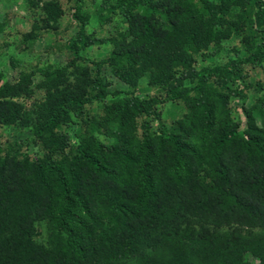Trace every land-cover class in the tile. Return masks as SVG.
<instances>
[{
    "label": "trees",
    "instance_id": "trees-1",
    "mask_svg": "<svg viewBox=\"0 0 264 264\" xmlns=\"http://www.w3.org/2000/svg\"><path fill=\"white\" fill-rule=\"evenodd\" d=\"M116 2L126 27L99 62L84 56L95 40L81 1L70 4L71 58L42 71V101L26 106L34 87L0 72V128L19 133L0 131V264H264V90L244 70L264 68V0ZM35 6L41 29L24 47L64 14L59 0ZM106 67L159 98H119ZM245 88L262 96L234 106L241 125L228 103ZM104 98L102 116L82 119L101 139L71 141L62 128ZM172 100L185 112L166 129L156 108ZM139 116L151 121L140 138Z\"/></svg>",
    "mask_w": 264,
    "mask_h": 264
},
{
    "label": "rangeland",
    "instance_id": "rangeland-1",
    "mask_svg": "<svg viewBox=\"0 0 264 264\" xmlns=\"http://www.w3.org/2000/svg\"><path fill=\"white\" fill-rule=\"evenodd\" d=\"M42 1V0H41ZM41 1L36 0H0V72L2 73L7 83L13 84L16 82H23L25 84H31L34 87V92L25 98H19L18 100L25 103L28 106L31 102L42 101L43 87L42 83V71L45 68H56L69 62L71 58V52L68 48V37L75 30V23L70 19L69 6L73 3V0H59L61 8L64 10V14L58 21L57 32L55 31H41L40 36L34 41L30 42V46L24 47L25 43L21 42V35L27 31L34 29H41L40 23L34 24L37 19L40 9L36 5H40ZM81 8L88 16L87 32L91 38H94L95 42L88 45L84 56L87 59L93 61H102L106 57L111 44L109 37H117L119 33L123 32L126 27L124 23V17L116 0H80ZM70 23V26H69ZM39 27V28H38ZM65 28V29H64ZM73 35V34H72ZM29 43V42H28ZM87 59L80 61V65H88L91 68L92 65L88 64ZM210 60H207L203 65H209ZM200 66V64H199ZM244 66V65H243ZM250 64L245 66L247 79L254 81L261 85V91L264 90V68L250 67ZM69 69V68H68ZM92 69V68H91ZM89 69V70H91ZM107 76L108 89L120 90L119 98L123 96H136L139 98L158 97L161 93V89L156 85H151L146 82L145 78L139 80L135 85L123 84V80H119L116 76L110 75L109 68H104ZM112 74V73H111ZM74 73H67V79L72 80ZM187 78V77H186ZM42 81L40 82V80ZM183 85H188L186 82H182ZM40 86L37 88V86ZM35 87L37 89H35ZM42 88V89H41ZM242 90V89H241ZM261 91L256 92L251 88H245L239 94H232L229 97L230 116L233 118L238 115L241 120V125L244 124V118L242 110L235 109L237 105L247 107L253 104L254 98L262 96ZM163 96V95H162ZM159 98V97H158ZM108 98L102 100H92L90 104L84 107L83 116L80 115L77 125L64 126L62 131L68 133L71 141H76V135L83 137L84 139L89 135H95L101 139V135L97 134V130L91 128L90 123H83L82 119L87 117L102 116V109L105 103H108ZM156 111L159 113V121L164 124L166 129H170L171 122L181 117V114L185 112L184 105L180 100L163 101L158 104ZM86 113V114H85ZM149 123L150 117L148 119ZM146 116H139L134 119V126L132 134L134 137H141V134L146 129V122H148ZM255 123L259 124L260 119L256 117ZM174 126V125H172ZM0 131L3 135L1 141L5 138L9 140H19V133L15 126L1 127ZM76 139V140H75ZM89 141V140H88ZM200 232H209L210 236L213 235H226L231 232L226 229H208L207 231L198 229ZM258 248L264 252V247L258 246Z\"/></svg>",
    "mask_w": 264,
    "mask_h": 264
}]
</instances>
